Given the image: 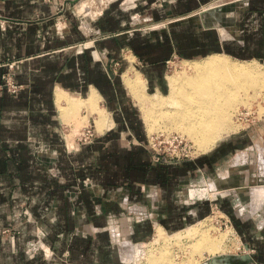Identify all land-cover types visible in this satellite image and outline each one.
I'll return each instance as SVG.
<instances>
[{"label": "crops", "instance_id": "0c3cea01", "mask_svg": "<svg viewBox=\"0 0 264 264\" xmlns=\"http://www.w3.org/2000/svg\"><path fill=\"white\" fill-rule=\"evenodd\" d=\"M165 1L164 10L165 5L181 9L182 0ZM183 1L187 2L184 10L192 12L209 0ZM245 3L243 10L251 11L252 25L264 27V0ZM114 7L104 11L94 26L117 34L98 41L88 38L79 22L61 10L59 0H0V82L8 73L20 84L18 93L0 89V264H128L118 257L117 237L129 234L147 239L150 222L142 220L130 227L116 224L130 218L126 209L132 210L137 202L142 208L154 202L157 221L170 230L206 216L214 205L223 207L224 201L191 198L181 210L175 201L184 182L202 176L201 184L197 180L193 184L206 185L216 159L223 161L239 151L244 147L239 141L247 136L220 144L211 154L214 157L202 155L180 165L154 162L139 127L137 108L128 104L131 99L111 67L100 61L102 50L119 56L130 51L122 39L123 26L117 23L122 15ZM226 37L223 29L221 48L228 47ZM84 40L87 47L76 50ZM202 51L209 49L203 46ZM159 69V65L144 66L151 86L164 84L157 79ZM87 123L96 130L93 142H70L67 132L76 138L78 126ZM262 149L258 148L260 156ZM246 150L237 153L243 161ZM259 159L264 168V160ZM243 164H228L217 172L219 184L227 182L231 168ZM238 173L243 174V182L231 185L233 191L247 184L245 170ZM151 187L155 199L146 194ZM258 187L263 189L264 184ZM211 192L221 193L217 186ZM137 193L139 200L133 196ZM242 195L236 203L242 206L239 213L243 216L249 208L255 221L242 219L247 222L244 226L250 225L246 240L252 242L251 260L264 264V205L252 208L253 197L260 200L254 191L251 204L242 203L246 202ZM236 223L240 230L243 224Z\"/></svg>", "mask_w": 264, "mask_h": 264}, {"label": "rangeland", "instance_id": "374dc122", "mask_svg": "<svg viewBox=\"0 0 264 264\" xmlns=\"http://www.w3.org/2000/svg\"><path fill=\"white\" fill-rule=\"evenodd\" d=\"M45 1L49 2L51 0ZM105 1H107L105 4L101 3ZM246 1L209 0L206 6H202L205 8L200 7L197 11L190 12L184 10L187 2L183 0L180 5L181 9L176 8L175 10L170 9L167 5H165L166 9L164 10L162 6L166 2L165 0H59L61 10L66 9L70 13V17L72 16V20L78 21L85 35L92 40L105 41L117 34L112 30L94 26L104 11L115 6L114 9L117 10V14L122 15L117 23H121L123 26L122 39L126 41L130 51L126 50L122 56H119L113 53L108 55L109 51L102 50L100 61L102 64H108L111 67L117 76L119 86L124 88L128 99H131L128 104L137 108L141 120L139 127H141L140 130H142L141 132H143L146 139L145 146L155 153H159L161 160L164 162L180 161L183 164L202 155L213 156L211 154L220 144L240 136H247L244 140L239 141L240 144H244V147L239 151L229 153L223 161L216 159V162H214L216 168L211 172L210 178L206 179V185L204 183V185L197 186L193 184L195 180L201 184L202 176L184 182L183 189L180 194L178 193L175 201L176 207H180L181 210L191 198L195 202L216 203L219 201L220 203V201H224L223 207L220 204L214 205L206 216H197L192 222L173 230L165 228L162 223L157 221V217L153 212L157 208L154 202L150 203V208L144 205V208H142L140 202H137L132 210L126 209L128 213L126 215L130 218H121L116 225L130 227L136 222L147 220L150 222L147 223L150 234L144 240L129 234L117 237L116 250L118 257L122 258L125 263L201 264L210 258L228 255L233 257V264H255L251 259L241 260L237 258L243 254H253L250 246L252 242L246 240L248 238L247 227H250V225L247 224V227L244 225L247 222L253 224L255 221L249 208L242 212L243 216L240 215L239 210L242 209V206L237 207L236 203L238 199H241L240 194L241 196L244 194L246 202L242 201V203L251 204L252 191L256 190V186H263L264 184V168L259 159L260 157L264 160V96L261 95L259 89L256 91L254 85L246 83L243 90L238 92L235 98L229 100L230 111H233V114L229 111V114L231 113L233 116H230L232 119L229 117V120L234 121L236 125L234 122L235 126L227 123V128L233 125V129L230 126L229 131L220 133L213 145L205 149L197 142L196 137L190 134L191 120L178 114V111L183 110L185 107L177 97L178 93L170 90L169 81L173 76L178 75L180 77L177 79L178 86L183 83L185 85L186 77L183 71L189 65L187 61H200L211 53L227 54L235 62H246L251 67L264 71V27L252 25L251 11L243 10ZM83 4L85 5L82 6ZM217 6L222 7V12L218 15L219 21L212 19L209 14L205 17L200 16L199 12L201 10ZM204 18L208 25L214 23L215 26L204 27ZM255 23L257 24V21ZM223 29L227 32V41L224 42L228 47L221 48L219 34ZM204 39H207L206 43H202ZM203 46L209 49L206 52L207 54L203 53ZM86 47V40H84L80 42L76 50H82ZM231 48H235V51ZM151 64L159 65V68H161L157 79H161L164 82L163 85L151 86V80L143 70L144 66ZM136 72L142 76H138L139 74H135ZM128 78L135 84L133 90L126 85ZM233 99H239L240 102L234 105ZM193 108L196 109L194 105ZM85 126L93 128L96 134V130L91 124L79 125L76 133L77 139L74 137L73 132H67L70 142L72 140L73 142L79 141V132ZM244 133H248V135ZM133 141L143 144L140 138H134ZM260 147L263 148L261 156L258 153ZM241 150L248 152L245 161L238 158L237 153ZM239 162H244V164L231 168L227 182L223 181L219 184L220 180H217L215 174L226 168L228 164ZM241 169L245 170L247 184L244 188L240 190L235 188L236 190L233 191L231 185H238L243 180L241 178L243 174L238 173V170ZM204 186L208 188L205 190L200 189ZM215 186H217V192L221 191V193L211 192L214 191ZM221 188L222 190H220ZM150 189L146 194L149 193L148 195L152 196V199L157 198V195L152 193L155 188L151 187ZM157 190L156 193L158 194L159 191ZM191 190L200 193L192 197L190 195ZM262 192L264 195V188ZM139 193L133 194L138 200L141 194ZM263 195L261 198L262 206L264 205ZM253 199L256 200L255 203L260 201L256 197H253ZM126 215L122 214V217H126ZM243 217L248 218L247 222L242 220ZM236 221L243 224L240 230ZM158 225H161L167 231L165 233V244L153 242ZM151 226H153L152 230ZM193 228L198 229L197 236L189 235V231ZM177 230H181L178 231V236L171 239ZM203 230L215 240L222 242L220 251L213 254L207 250L201 252L195 249L193 244H195L198 235ZM246 245L250 251L246 250ZM163 251L166 254L164 258L162 257Z\"/></svg>", "mask_w": 264, "mask_h": 264}, {"label": "bare ground", "instance_id": "6f19581e", "mask_svg": "<svg viewBox=\"0 0 264 264\" xmlns=\"http://www.w3.org/2000/svg\"><path fill=\"white\" fill-rule=\"evenodd\" d=\"M187 63L189 65L183 71L186 77V84L184 85L183 83L178 86L177 79L180 77L175 75L169 80L171 85L170 90L178 93L177 97L184 104L185 108L183 107V110L178 111V114H181L183 118L191 120L190 134L196 137L195 139L201 146H204L203 148L208 149L213 145L220 133L229 131L228 129L231 125L227 128V123L233 124L234 122L229 120V117L233 114V111H230L229 100L235 98L238 92L243 90L246 83L254 85L256 91L259 89L261 95L263 94L264 96V71L251 67L246 62H235L226 54L219 53L211 54L204 60H192L187 61ZM127 84L132 90L135 88V84L129 78L127 79ZM232 102L235 103L234 105H237L240 101L239 99H233ZM193 105L196 109L193 108ZM229 111L232 113H230L231 115ZM234 124L236 125L235 122ZM254 193L257 197L259 196L260 201L254 203L252 208L258 210L262 207L261 198L263 192L261 188H258ZM191 195H195V192H191ZM165 233L167 232L162 227H159L155 233L153 242L165 244ZM178 233L175 232L171 239L177 237ZM196 233H198L197 228L189 231L190 236H194ZM193 246L198 251L207 250L214 254L222 249V242L220 243L217 239L215 240L203 230L198 235ZM162 257H166L165 251L162 252ZM201 264H208V262L206 261Z\"/></svg>", "mask_w": 264, "mask_h": 264}, {"label": "built area", "instance_id": "2783aa9c", "mask_svg": "<svg viewBox=\"0 0 264 264\" xmlns=\"http://www.w3.org/2000/svg\"><path fill=\"white\" fill-rule=\"evenodd\" d=\"M14 62L8 63L9 67L13 66ZM0 89H6L11 93H18L20 90V84H18L12 75L5 73L2 75V81L0 82ZM95 131L90 126H85L80 132H79V141L84 144H91L93 142V139L95 137ZM152 155V158L155 162L163 161L161 160V156L159 153H155L151 149H148ZM170 165H176V164H182V162L174 161V162H166ZM88 181V180H87ZM86 181V182H87ZM88 183V182H87ZM249 250V249H248ZM250 251V250H249Z\"/></svg>", "mask_w": 264, "mask_h": 264}, {"label": "water", "instance_id": "95a60500", "mask_svg": "<svg viewBox=\"0 0 264 264\" xmlns=\"http://www.w3.org/2000/svg\"><path fill=\"white\" fill-rule=\"evenodd\" d=\"M221 10H222V7L217 6V7H211V8L201 10L199 13H200V16H202V17H205L206 15L209 14L210 16H212V19H217L219 21L218 15L220 12H222ZM203 22H204L203 23L204 27L215 26L214 23H211L208 25L205 18H204ZM246 249H249V247L247 245H246ZM237 258L241 259V260H246V259H251L252 256L250 254H243V255L238 256ZM232 260H233V257L226 255L223 257L210 258L207 262H208V264H233Z\"/></svg>", "mask_w": 264, "mask_h": 264}]
</instances>
